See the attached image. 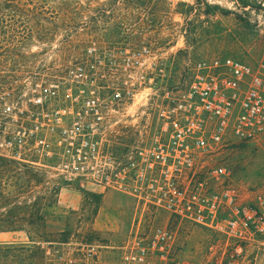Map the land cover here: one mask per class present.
<instances>
[{
  "label": "built area",
  "instance_id": "1",
  "mask_svg": "<svg viewBox=\"0 0 264 264\" xmlns=\"http://www.w3.org/2000/svg\"><path fill=\"white\" fill-rule=\"evenodd\" d=\"M244 2L264 22V0ZM112 59L104 72L128 86L88 88L94 75L78 65L64 86V98L75 103L59 105V85L43 79L31 99L40 124L0 134V155L32 167L49 160L68 186L90 183L132 202V225L118 245L49 242L46 264H180L182 226L221 237L232 259L264 248V190L245 192L221 156L233 144L264 137V52L255 64L233 57L199 61L180 90L153 86L161 74L148 46ZM136 77L138 85L130 87ZM13 109L5 104L8 115ZM123 120L134 127L136 144L115 155L104 142Z\"/></svg>",
  "mask_w": 264,
  "mask_h": 264
},
{
  "label": "rangeland",
  "instance_id": "2",
  "mask_svg": "<svg viewBox=\"0 0 264 264\" xmlns=\"http://www.w3.org/2000/svg\"><path fill=\"white\" fill-rule=\"evenodd\" d=\"M246 6L244 0H0V134L40 124L41 110L31 99L43 79L59 85V105L74 102L64 98V86L78 65L94 75L88 88L128 86L105 73L107 65L143 46L159 58L156 88L184 89L202 60L233 57L255 64L264 52V22ZM131 80L130 87L138 85L137 77ZM5 104L14 107L10 115ZM112 130L104 145L115 155L136 144L128 120ZM221 156L245 192L264 190V137L233 144ZM52 165L40 158L32 167L0 155V226L17 227L28 238L0 244V264H46L43 246L49 242L118 245L127 236L134 215L130 198L90 183L68 186ZM231 253L213 233L190 226L178 230L180 264H233L238 258ZM237 261L264 264V248L252 247Z\"/></svg>",
  "mask_w": 264,
  "mask_h": 264
},
{
  "label": "crops",
  "instance_id": "3",
  "mask_svg": "<svg viewBox=\"0 0 264 264\" xmlns=\"http://www.w3.org/2000/svg\"><path fill=\"white\" fill-rule=\"evenodd\" d=\"M23 231H6L0 232V244H13L18 241L21 243H28L27 236L20 235ZM20 237V238H18Z\"/></svg>",
  "mask_w": 264,
  "mask_h": 264
},
{
  "label": "trees",
  "instance_id": "4",
  "mask_svg": "<svg viewBox=\"0 0 264 264\" xmlns=\"http://www.w3.org/2000/svg\"><path fill=\"white\" fill-rule=\"evenodd\" d=\"M2 166H4V168H8V166L5 164V165H3V164H1ZM8 172H10V170L8 169L7 170ZM18 228L17 227H14V228H5L4 226H0V232H4V231H16Z\"/></svg>",
  "mask_w": 264,
  "mask_h": 264
}]
</instances>
